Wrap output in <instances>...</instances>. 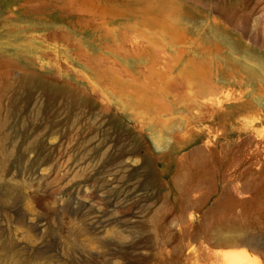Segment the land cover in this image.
Wrapping results in <instances>:
<instances>
[{"label": "rangeland", "instance_id": "rangeland-1", "mask_svg": "<svg viewBox=\"0 0 264 264\" xmlns=\"http://www.w3.org/2000/svg\"><path fill=\"white\" fill-rule=\"evenodd\" d=\"M1 64L0 264H264V0H0Z\"/></svg>", "mask_w": 264, "mask_h": 264}, {"label": "bare ground", "instance_id": "bare-ground-1", "mask_svg": "<svg viewBox=\"0 0 264 264\" xmlns=\"http://www.w3.org/2000/svg\"><path fill=\"white\" fill-rule=\"evenodd\" d=\"M68 11V10H67ZM165 24L166 28H167V31H169V21L165 20L163 22H161V25ZM165 30V32H167ZM138 38V37H137ZM171 38V37H170ZM140 39V38H139ZM172 39V38H171ZM137 40V39H136ZM143 42V41H142ZM136 43L138 44V42L136 41ZM147 44V42H146ZM146 44L144 46H146ZM207 55V54H206ZM206 58V57H205ZM7 64V63H6ZM40 64V63H38ZM201 64V63H200ZM2 65V64H1ZM219 68V67H218ZM151 70L155 69V64L150 68ZM202 69V68H200ZM205 69V68H204ZM13 69H11L10 67L8 68H5V64L4 66L2 65V68L0 69V77H4L6 76L7 78V75L9 74H13L11 73ZM146 71V69L144 70ZM163 71V70H162ZM226 73V71H225ZM229 73V72H228ZM232 74V73H231ZM233 76V74H232ZM2 77V78H3ZM231 77V75H230ZM234 77V76H233ZM11 76L8 77V79L10 80ZM247 78V77H246ZM4 79V78H3ZM2 80V79H1ZM15 80V79H13ZM20 81V80H19ZM11 82V81H10ZM241 82V81H240ZM17 83V82H16ZM19 83V82H18ZM1 86H2V82L0 83ZM16 85V84H15ZM250 87V86H249ZM248 87V88H249ZM252 87V86H251ZM260 88V87H259ZM8 89V87H7ZM16 89V88H15ZM15 92H13L12 94V103L14 104H17L18 102H20V95L19 93L14 90ZM264 93V91H263ZM229 94V93H226V95ZM225 95V96H226ZM230 96V95H229ZM228 97V96H227ZM227 100V99H226ZM232 100V99H231ZM234 100V99H233ZM225 102V100H223ZM222 101V102H223ZM230 101V100H229ZM219 103H221L220 101H217ZM228 102V101H227ZM219 103H217L219 105ZM210 104V103H209ZM222 104V103H221ZM264 129V127H262V130ZM210 130V129H209ZM264 131V130H263ZM211 132V130H210ZM262 133V132H261ZM223 136V135H222ZM189 142H193L195 141L198 137H199V134H197L196 132H191L189 134ZM208 138V137H207ZM207 140V139H206ZM205 140V141H206ZM213 144V143H212ZM208 153V152H207ZM213 153V152H211ZM223 153V152H222ZM208 156H209V153H208ZM212 156V155H211ZM219 239V243L222 244V245H225V246H251V247H259V246H263L264 245V242L261 243L259 241H257L256 239H254L253 237H250V236H244L242 238H240L239 240H234L232 238H229V237H221V238H218ZM220 262L221 264H255L254 263V260L252 259V257L246 253H240V254H233V255H227V256H223L222 259L220 258Z\"/></svg>", "mask_w": 264, "mask_h": 264}]
</instances>
